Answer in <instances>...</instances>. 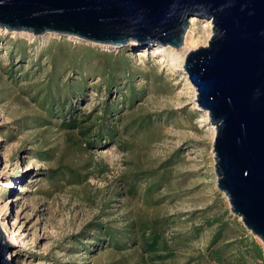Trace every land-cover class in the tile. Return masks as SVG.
Returning a JSON list of instances; mask_svg holds the SVG:
<instances>
[{
    "label": "rangeland",
    "instance_id": "obj_1",
    "mask_svg": "<svg viewBox=\"0 0 264 264\" xmlns=\"http://www.w3.org/2000/svg\"><path fill=\"white\" fill-rule=\"evenodd\" d=\"M189 21L176 49L0 27V228L12 264H197L216 217L227 238L249 233L216 187V131L182 66L212 22ZM74 118L91 133L65 127ZM154 225L168 259L144 251Z\"/></svg>",
    "mask_w": 264,
    "mask_h": 264
},
{
    "label": "water",
    "instance_id": "obj_2",
    "mask_svg": "<svg viewBox=\"0 0 264 264\" xmlns=\"http://www.w3.org/2000/svg\"><path fill=\"white\" fill-rule=\"evenodd\" d=\"M194 16L211 36L182 66L216 131V187L264 250V0H0L4 29L116 47L179 48ZM14 250L0 228V264Z\"/></svg>",
    "mask_w": 264,
    "mask_h": 264
},
{
    "label": "trees",
    "instance_id": "obj_3",
    "mask_svg": "<svg viewBox=\"0 0 264 264\" xmlns=\"http://www.w3.org/2000/svg\"><path fill=\"white\" fill-rule=\"evenodd\" d=\"M111 105H107L105 113H111ZM68 129L78 128L82 136H87L93 130L92 126L85 127L77 119H73L69 124H65ZM102 130V129H101ZM114 138V132L109 133ZM91 145V144H90ZM215 233L209 244L205 247L202 253L194 261L197 264H264V250L258 243L253 235L241 231L240 234L234 235L232 239L227 238L229 224L222 218L216 217L213 223H208V227L216 225ZM241 229L240 226H238ZM148 230L151 233L148 235ZM142 233L143 248L147 254L153 255L155 258L161 260L168 259L167 256L157 254L160 251L166 250L163 238L161 237L160 228L154 225L152 228ZM200 231L199 228L195 229V236ZM110 234V238L114 240V234Z\"/></svg>",
    "mask_w": 264,
    "mask_h": 264
},
{
    "label": "bare ground",
    "instance_id": "obj_4",
    "mask_svg": "<svg viewBox=\"0 0 264 264\" xmlns=\"http://www.w3.org/2000/svg\"><path fill=\"white\" fill-rule=\"evenodd\" d=\"M191 19V18H190ZM197 19H192V21H191V25L193 26L194 25V23H195V21H196ZM211 25V24H210ZM205 112V111H204ZM206 114H207V112H206ZM208 115V114H207ZM214 130H215V128H214Z\"/></svg>",
    "mask_w": 264,
    "mask_h": 264
}]
</instances>
